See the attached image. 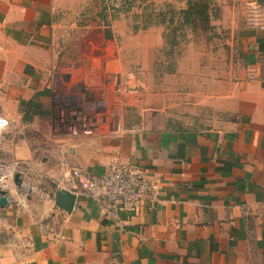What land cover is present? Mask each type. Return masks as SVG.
<instances>
[{"label": "crops", "instance_id": "obj_1", "mask_svg": "<svg viewBox=\"0 0 264 264\" xmlns=\"http://www.w3.org/2000/svg\"><path fill=\"white\" fill-rule=\"evenodd\" d=\"M102 1L0 0V162L40 188L23 179L0 207V264H264V26L245 11L264 0H211L209 28L173 52L158 25L102 18ZM76 85L84 106L117 111L109 129L55 123L59 93ZM115 159L157 177L166 204L107 218L68 181ZM58 187L76 195L69 213Z\"/></svg>", "mask_w": 264, "mask_h": 264}, {"label": "built area", "instance_id": "obj_2", "mask_svg": "<svg viewBox=\"0 0 264 264\" xmlns=\"http://www.w3.org/2000/svg\"><path fill=\"white\" fill-rule=\"evenodd\" d=\"M246 25L248 27L264 26L263 8L255 2L245 3ZM246 76L249 79L259 78V69L252 63L245 65ZM115 79V82H114ZM110 78V82L117 83L118 78ZM119 91L120 89L117 88ZM105 119L106 116L104 115ZM62 124L70 131L82 130L85 134H93L103 124L97 116H89L82 125L63 122ZM9 119L0 116V137L9 128ZM24 167H19L16 161L0 162V187L3 189L7 182H12L16 173L19 174L23 192ZM82 173L72 168L68 181L71 184L79 183L84 191L104 211L107 218H116L120 213L131 214L139 209L154 210L159 205H165L167 200L163 198V191L160 188V181L157 177L142 171L140 167L132 162H121L112 160L107 170L99 176L82 178ZM14 184V183H13ZM15 186V185H14ZM33 187V185H31ZM30 193H35V188ZM17 244V241H14Z\"/></svg>", "mask_w": 264, "mask_h": 264}, {"label": "rangeland", "instance_id": "obj_3", "mask_svg": "<svg viewBox=\"0 0 264 264\" xmlns=\"http://www.w3.org/2000/svg\"><path fill=\"white\" fill-rule=\"evenodd\" d=\"M107 3L108 9L106 10V14L112 18L121 19L123 22V25H128L129 27L132 24L134 20H140V17L142 15L147 14H157V13H163L160 16L156 15L155 18H151L158 22V25L160 27V35L162 36L164 41L173 42V44H168V47L170 48V52L174 51H180V42H185L188 39V35L192 33L191 28L189 25H181L180 19L181 16L179 15L178 11L180 8L185 7L186 0H153V1H147V2H141L140 0L135 1L131 8L124 12L122 10H112L109 7L112 5L114 7H119L120 0H103ZM212 4V3H211ZM137 16V17H136ZM164 17L163 21L162 18ZM137 18V19H136ZM151 20V21H153ZM173 28H176V31H172ZM199 30V29H198ZM195 31V30H194ZM193 31V32H194ZM168 50V49H167ZM111 79H114V77H111ZM115 82V79H114ZM112 82L113 89L116 90V84ZM118 82V80H117ZM78 89V90H77ZM59 95L63 96L60 100L56 102V105L52 107V115L54 117L55 123H58V125L61 127V117L63 122L68 123H75L77 125H82L84 122H86L89 118V116H97L99 121H102L103 116L105 115L108 122L111 120H114L116 118V112L113 108H107L106 110H103L101 113L98 112L99 107L93 106V107H86L84 106V98H87L88 94L86 91L82 88H80L79 85L75 86L74 88H71L70 90L66 92L59 93ZM112 96H114L112 94ZM84 101V102H83ZM101 130L109 129L110 124L108 125H100ZM98 131V130H97ZM40 161V159H39ZM24 180L28 183L33 185L35 188V192H39V187L37 186L35 182V177L32 173L29 171H26L24 175ZM30 183H29V182ZM12 184V182H11ZM6 191L10 195H19L18 189L16 186L12 184V191L9 189H6Z\"/></svg>", "mask_w": 264, "mask_h": 264}, {"label": "trees", "instance_id": "obj_4", "mask_svg": "<svg viewBox=\"0 0 264 264\" xmlns=\"http://www.w3.org/2000/svg\"><path fill=\"white\" fill-rule=\"evenodd\" d=\"M137 0H120L119 7H114L113 5L109 7L112 10H122L124 12H127L132 4ZM141 2H147V1H153V0H140ZM103 2L102 10L100 12V15L102 18H106V10L108 9V5L105 1ZM186 6L183 8H180L178 13L181 16L180 24L181 25H189L191 30L195 29H202L206 30L209 28L210 24V17H211V0H186ZM163 13H151L147 15H142L140 17V20H134L133 21V30L137 31L138 29H147L150 25H156L158 22H155L152 18H155L156 15H161ZM152 16V18H151ZM137 17V16H136ZM113 18V14H112ZM137 19V18H136ZM164 17L161 21H163ZM153 20V21H151ZM172 31H176V28H173ZM105 36L109 38L111 34L109 33V30L105 31ZM168 44H173L174 41L169 42L166 41Z\"/></svg>", "mask_w": 264, "mask_h": 264}, {"label": "water", "instance_id": "obj_5", "mask_svg": "<svg viewBox=\"0 0 264 264\" xmlns=\"http://www.w3.org/2000/svg\"><path fill=\"white\" fill-rule=\"evenodd\" d=\"M13 183L18 189V193L20 195H23L21 191L22 180L18 173H16L13 177ZM9 197L10 195L6 191V189H3L0 187V207L1 208L7 206L9 202ZM53 202L57 208L69 213L72 211V209L75 206L76 195L68 189L58 187L53 193Z\"/></svg>", "mask_w": 264, "mask_h": 264}, {"label": "bare ground", "instance_id": "obj_6", "mask_svg": "<svg viewBox=\"0 0 264 264\" xmlns=\"http://www.w3.org/2000/svg\"><path fill=\"white\" fill-rule=\"evenodd\" d=\"M32 184H28L27 189L28 191L32 192V190H34V187L31 186ZM6 189H9L10 191H12V184L11 182H7V184L5 185Z\"/></svg>", "mask_w": 264, "mask_h": 264}]
</instances>
